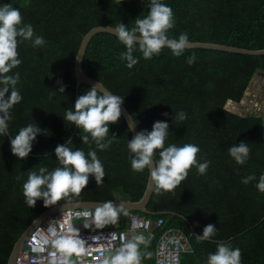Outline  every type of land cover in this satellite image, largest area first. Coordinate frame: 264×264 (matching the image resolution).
<instances>
[{"label":"trees","instance_id":"1","mask_svg":"<svg viewBox=\"0 0 264 264\" xmlns=\"http://www.w3.org/2000/svg\"><path fill=\"white\" fill-rule=\"evenodd\" d=\"M161 2L174 13V27L167 33L170 38L187 33L190 41L264 48V0ZM6 3L19 8L23 24H31L34 36L45 40L43 46L33 47L31 41L18 38V58L22 62L9 75L20 74L16 88L22 100L10 109L8 130L12 138L22 127L37 124L42 132L33 141L32 153L55 151L57 145L73 136L69 146L82 149L86 156L96 150L105 169L104 183L97 186L94 176H90L79 196L57 204L140 199L149 169L135 172L131 168L127 144L134 135L124 116L109 125L108 138L113 133L117 137L105 150L97 148L91 137L89 144H83L81 134L87 133L79 127L74 133L75 124L63 116L69 108L74 111L77 98L92 87L82 83L77 94L75 60L83 36L99 25L115 27L124 23L130 29L137 17L148 14L150 0H0V6ZM135 49L133 55L139 62L129 69L120 59L126 46L117 35L99 32L88 44L83 69L123 97L140 131H151L156 121L167 122L165 147L195 144L200 148L198 161L211 163L205 175L192 167L187 178L172 191L158 194L154 188L147 208L155 214L121 212L115 225L104 228L126 229L131 214L162 217L164 224L156 229L155 239L140 245L144 264L154 263L158 237L168 227H180L189 238L192 250L182 254L180 264H205L208 254L214 253L222 241L241 249V264H264V193L255 186L264 174V122L260 116H241L225 107L229 100L240 102L255 73L264 71V54L195 47L186 48L176 57L164 47L159 55L146 60L138 45ZM193 53L196 60L189 65L187 58ZM61 86H66L64 93L58 91ZM229 104L234 107V103ZM181 111L187 118L174 122L176 112ZM241 141L250 148L249 159L243 165L237 164L227 150ZM10 142L8 135L0 134V264H7L28 226L54 206L45 207L40 199L29 208L23 195L28 172L40 167L51 171L59 166L55 152L20 159L12 153ZM159 151L155 159H159ZM252 174L256 180L242 183V178ZM190 223L199 235L208 224H214L217 230L213 237L198 243ZM145 252H152V258L145 257Z\"/></svg>","mask_w":264,"mask_h":264},{"label":"clouds","instance_id":"2","mask_svg":"<svg viewBox=\"0 0 264 264\" xmlns=\"http://www.w3.org/2000/svg\"><path fill=\"white\" fill-rule=\"evenodd\" d=\"M149 9L146 16L143 18L139 16L134 20V26L130 29L124 23L112 28L119 41L126 46L127 50L120 54V59L126 61L129 69L139 62L133 55L136 45L139 46L143 58L150 60L154 55H159L164 47L169 48L174 56L179 57L190 44L187 33L180 34L178 38H170L167 35L168 31L174 27V13L171 7L162 3L161 0H150ZM18 38L31 41L33 47L45 44L42 36H34V28L31 24H23L20 9L6 3L0 6V86H2L0 87V134L4 135H7L8 121L11 119L10 109L22 100L16 88L20 74L17 72L15 75H9L12 69L22 62L18 58ZM195 60L196 55L193 53L187 58V63L191 65ZM98 85L100 83L93 85L85 94L80 95L75 101V110L67 109L63 117L65 121L75 124L87 133L81 134L83 144H89L91 137V141L95 142L97 148L105 150L117 137L113 133L112 138H108L109 125L119 121L124 99ZM65 87L61 86L58 91L64 93ZM9 92L10 95H6ZM164 115L167 116L168 113ZM186 118L183 111L176 112L174 122L183 121ZM129 128L133 131L134 125L130 123ZM168 131L167 122L156 121L151 131L141 130L127 144L132 170L143 172L145 168H148L158 194L162 191L174 190L187 178L189 170L194 166L200 175H205L211 163L207 160L202 163L198 161L200 148L195 144L185 143L182 146L170 144L165 147ZM41 132L42 129L37 124L22 127L11 139L12 153L20 159L27 158L33 149V141ZM71 144L72 141L69 138L66 144L56 146L55 155L59 166L53 170L49 171L46 167H40L38 171L28 172L27 180L23 184V195L29 208L34 207L40 199L43 200L45 207H49L62 199L73 195L79 196L88 185L90 176H94L97 186L104 183L106 173L96 150H90L86 156L80 148L73 150L69 146ZM156 150H160L159 159H155ZM227 150L237 164L243 165L249 159L250 148L244 141H241L238 146L233 144ZM17 179L20 178L17 177ZM256 179L255 174L248 175L242 178V183L249 184ZM255 186L264 193V174L259 176ZM121 212L127 215L122 204L117 206L112 200L106 201L99 204L93 213H84L86 220L90 217V222L84 223V227L90 228L94 225L97 229H103L105 226L115 225ZM216 230L214 224H208L204 227L202 235H194L199 243L213 237ZM105 238L109 243L116 239L115 234ZM42 239L45 244H50L54 249L49 253V264H73L71 261L73 255L79 257L86 251L93 250L91 244L87 249L85 248L86 241L80 237V230L71 225L67 216H63L59 226L50 222L46 235L42 236ZM92 239L94 243H98L101 237L96 236ZM142 244H147L142 234H134L131 238L126 234H120L119 246L115 247L114 253L97 257V260L99 264H141L142 254L139 248ZM33 250L42 251V248L37 247ZM96 250L102 252L101 248ZM143 255L152 258L153 253L145 252ZM241 260V249L233 248L229 242L222 241L217 244L214 253L208 254L205 264H241ZM157 264H160L159 260Z\"/></svg>","mask_w":264,"mask_h":264},{"label":"built area","instance_id":"3","mask_svg":"<svg viewBox=\"0 0 264 264\" xmlns=\"http://www.w3.org/2000/svg\"><path fill=\"white\" fill-rule=\"evenodd\" d=\"M93 213L94 209L74 208L60 211L47 220L39 224L24 242L23 248L20 251L16 264H49V253L54 251L50 244H45L42 236L46 235V229L50 222L56 223L57 226L62 222L63 216H67L71 225L80 230V237L86 241L85 248L92 246V251H86L79 257L73 255L71 261L73 264H99L97 257L107 256L115 251V247L119 246L120 234H126L129 238L134 234H142L147 240V244L155 239L156 229L162 227L164 219L162 217L152 219L149 216H142L138 214H131L129 225L126 229H97L95 226L85 228L84 223L90 222L84 217V213ZM115 234L116 239L109 243L105 237ZM100 236L101 239L98 243L93 242V237ZM147 244H142L143 246ZM40 247L42 251H34V248ZM97 248H101V251H97ZM192 250L189 238L185 234V231L179 227H168L162 231L158 237L155 260L153 264H180L181 256L183 253L190 252ZM159 253V255H157ZM141 264H144L141 260Z\"/></svg>","mask_w":264,"mask_h":264},{"label":"water","instance_id":"4","mask_svg":"<svg viewBox=\"0 0 264 264\" xmlns=\"http://www.w3.org/2000/svg\"><path fill=\"white\" fill-rule=\"evenodd\" d=\"M113 26L110 25H99V26H95L92 29H90L84 36L82 39V42L80 44L77 56H76V60H75V76H76V81H77V94H78V89L79 86L82 83H87L91 86L93 85H97L100 83V87H103L104 89H106L107 91H109L110 93H112L113 95H115L108 87H106L104 85L103 82L90 77L89 75H87L83 69V60L85 57V53H86V49L88 47L89 42L91 41V39L93 38V36L99 32H109V33H113L114 29ZM190 41V40H189ZM195 47H202V48H209V49H215V50H222V51H228V52H234V53H241V54H249V55H261L264 54V48H260V49H250V48H246V47H241V46H235V45H229V44H223V43H217V42H204V41H190L189 47L187 48H195ZM121 110H122V115L124 116V118L126 119L128 125L131 123L134 125V130L132 131L133 135H135L136 133L140 132L137 123L135 122L132 114L130 113V111L128 110V108L126 107V105L123 103L121 105ZM77 129V126L75 125L74 128V133ZM131 129V128H130ZM7 135L10 137V140L13 139L11 136V133L9 132V130L7 131ZM73 136L70 137V139H72ZM66 144V143H65ZM55 151H51L45 154H35V153H29V155H33V156H37V155H48L51 154ZM154 166V163H153ZM154 181H151V177H150V171H149V177H148V182H147V186L146 189L144 191V194L142 195V197L138 200H131V199H116V200H112L117 206H119L120 204H122L124 206V211H128V212H132V211H140L143 212L145 214H155L156 212H151L148 208L147 205L149 203V200L151 198V195L154 191ZM109 201V200H107ZM106 201H74V202H67V203H62V204H57L54 205L50 208H48L47 210H45L44 212H42L29 226L28 228L24 231V233L20 236V238L18 239V241L15 243L9 260L7 262V264H16V260L17 257L20 253V251L23 248L24 242L28 239V237L31 235L32 231L42 222H44L45 220H47L50 216L60 212V211H64L66 209H74V208H84V207H88L91 209H94L99 206V204H102ZM163 213L166 214H175L176 212L173 211H163ZM185 220L188 221V218L184 215H181ZM190 226L192 228V231L195 235H199L196 231V229L194 228V226L190 223Z\"/></svg>","mask_w":264,"mask_h":264},{"label":"crops","instance_id":"5","mask_svg":"<svg viewBox=\"0 0 264 264\" xmlns=\"http://www.w3.org/2000/svg\"><path fill=\"white\" fill-rule=\"evenodd\" d=\"M248 87L253 89L252 97L247 93L240 102L231 100L237 109L236 113L241 116L254 114L262 117L264 122V71H257Z\"/></svg>","mask_w":264,"mask_h":264},{"label":"rangeland","instance_id":"6","mask_svg":"<svg viewBox=\"0 0 264 264\" xmlns=\"http://www.w3.org/2000/svg\"><path fill=\"white\" fill-rule=\"evenodd\" d=\"M251 92H253V89H251L250 87H248L247 90H246V92H245V94H244V96H245L247 93H250V95H251V97H252V93H251ZM229 103H230V102H228L227 105H226L227 109H229L230 111L236 113V112H237V109L235 108V106L232 107ZM232 103H233V102H232Z\"/></svg>","mask_w":264,"mask_h":264}]
</instances>
